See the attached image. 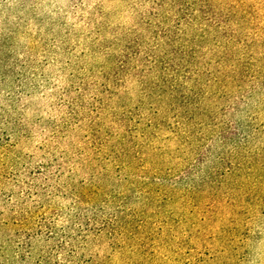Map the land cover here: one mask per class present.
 <instances>
[{
  "label": "trees",
  "instance_id": "trees-1",
  "mask_svg": "<svg viewBox=\"0 0 264 264\" xmlns=\"http://www.w3.org/2000/svg\"><path fill=\"white\" fill-rule=\"evenodd\" d=\"M196 192L264 203V0H0V264H133Z\"/></svg>",
  "mask_w": 264,
  "mask_h": 264
},
{
  "label": "rangeland",
  "instance_id": "rangeland-1",
  "mask_svg": "<svg viewBox=\"0 0 264 264\" xmlns=\"http://www.w3.org/2000/svg\"><path fill=\"white\" fill-rule=\"evenodd\" d=\"M217 148L214 155L221 153ZM165 234L146 240L133 264H264V203L251 194L196 192L174 207Z\"/></svg>",
  "mask_w": 264,
  "mask_h": 264
}]
</instances>
